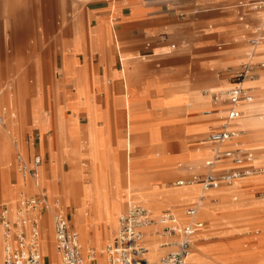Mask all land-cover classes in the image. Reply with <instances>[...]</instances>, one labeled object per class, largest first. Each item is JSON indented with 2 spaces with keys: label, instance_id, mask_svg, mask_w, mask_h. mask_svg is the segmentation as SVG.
<instances>
[{
  "label": "crops",
  "instance_id": "obj_1",
  "mask_svg": "<svg viewBox=\"0 0 264 264\" xmlns=\"http://www.w3.org/2000/svg\"><path fill=\"white\" fill-rule=\"evenodd\" d=\"M2 1L1 6L5 7L2 11L4 34H37L40 33V28L43 32L52 24L50 16L42 19L39 9L41 5L35 4L37 0H30L31 5L21 12L19 9L23 7L25 0ZM249 1L251 0L60 2L57 46L62 60V78L56 84L52 82L49 87L45 61L40 59L38 71L43 80L40 95L44 97L45 104L52 99L51 110L46 118L33 117L27 125L26 133L31 128L38 132L32 142L28 143L27 154H24L19 145L17 149L14 147V155L17 152L32 167L36 157H41L43 162L46 160L45 155H49L48 163L38 168V178L42 168L51 170L52 176H56L54 171L60 165L64 167V164H68L74 178L81 181L65 190L63 202L59 197L53 196L52 190L40 188L48 193L51 200L57 202L52 218L60 207L70 223L66 201L85 202L86 185L93 179L96 159L109 158L121 171L117 181L121 203L127 204L122 197L126 191L131 193L132 189L133 198L146 205L144 207L155 216L158 215L153 210L172 206L178 208V214L171 209L167 210L174 212L186 224L185 212L196 207L201 195H204L201 185L194 182L175 189H165L163 184L167 182V178L177 173L190 175L195 179L209 172L206 163L213 159L214 152L207 160L208 153L212 148L215 149L209 142L210 132L212 128L219 129L222 126L227 107L214 103L210 95H205L204 92H217L226 87L225 80L219 79V73L236 68L244 61L264 60V38L258 40L255 46L244 44L246 36L260 38L264 34V15L249 8ZM256 5L257 3L250 4L252 7ZM69 13L71 16H68ZM21 14L30 15L31 18H24ZM67 44L72 47L70 56L65 52ZM117 54L121 69L114 68ZM73 62L76 63L75 70L70 66ZM147 64H156L157 68L151 73V81L154 80L151 84L145 82L142 76L143 67ZM32 70L30 62L20 65L13 74L15 82ZM167 73H171L174 78L172 84H167L161 77ZM8 80V76H3L5 90L0 98L7 95L13 85ZM245 88L252 100L241 105V118L230 126L236 135L221 148L249 154L252 156L249 161L257 159L256 162H264V117L259 116L264 111V102H258L264 99V74H258L257 80L248 83ZM38 97L36 94L33 98L37 101ZM59 109H62L61 142L56 133ZM206 111H211L212 115L206 116ZM7 112L11 117L9 102H6V117L9 120ZM82 120H85L84 123ZM52 130L53 137L46 141L45 136ZM7 133L10 136L8 131ZM199 137L203 138L202 143L200 141V144L190 145V138ZM53 143L58 145L60 152V162L56 168L52 165L57 156ZM8 150L10 154L0 162V194L5 197V204L17 209L20 193L26 189L34 192V186L31 181L22 180L17 166V181L10 184L12 187L18 185V194L10 192L11 169L4 167L7 158L13 157L9 143ZM251 151L255 152V158ZM33 153L32 161L30 157ZM185 157L190 158V169L182 170V166H177L175 160ZM249 161L243 167L255 169L248 165ZM235 168L234 164L224 160L214 167V172L223 173ZM69 170L64 169L65 173ZM46 177L51 180V175ZM153 182H161V185L145 186ZM250 184H223L205 194V200L200 204V219L205 223L202 214L208 217L219 211L234 210L237 205L228 201L230 197L240 194L249 186L264 184V180ZM137 185L142 186L138 189ZM214 201L219 203L215 204ZM184 205H190L185 212L182 209ZM50 207L48 204L40 219L48 217L45 221L50 223L53 231L52 219L48 213ZM123 210L124 208L121 209ZM205 226L198 232L199 237L196 236L193 244L198 255L205 251L214 252L217 246L209 240L208 231H203ZM72 228L77 231L75 226ZM94 229L97 233L90 237V243L94 242L91 245L96 251L97 245L102 242L98 239L99 232H105L106 239H109L110 230L103 224L95 225ZM258 238L259 235L245 237V248L252 249L253 259L260 263L264 260V241L258 242ZM42 242L44 249L46 241L43 234ZM234 242V235L223 241L229 251L235 250ZM0 246V264H4L1 226ZM168 250L171 251L172 248ZM190 259L192 264H206L200 257L195 259L191 255Z\"/></svg>",
  "mask_w": 264,
  "mask_h": 264
},
{
  "label": "rangeland",
  "instance_id": "obj_2",
  "mask_svg": "<svg viewBox=\"0 0 264 264\" xmlns=\"http://www.w3.org/2000/svg\"><path fill=\"white\" fill-rule=\"evenodd\" d=\"M61 1H66L68 3L72 0H37L35 2V4L41 5L39 6V9L41 10L42 19H44L47 16H50L51 18L52 24L50 27H47L45 31L41 32L43 29L40 28L39 29L40 33H37V34H4L3 32L4 25L2 23L4 19V15H2V11L3 9H5V7L1 6L3 1L0 0V90H5L4 83H3V76L4 77L8 76L9 77L8 81H12L11 83L14 85V88H11L12 90L11 98L13 102L12 113L16 119L15 125L18 126L17 127L18 128L17 137L11 134H10L11 136H9L7 133L8 130H6L8 127L9 120L8 118H5V115H3L2 113L3 107L0 106V137L6 138V143L8 141L9 147L11 148L12 154H13V157H11V159L10 157L7 158V160L5 161L6 164L4 166L5 169L6 168L11 169V179L9 180V188H10V192L13 194L15 193L18 194V185L16 187H12V185L10 184L11 182L16 183L17 180L15 176L18 172V169H17V155L18 154L17 152H15V155H14V147L16 148V146L19 145L22 151L24 152V154L26 155L28 143L30 144L32 142V139L36 137L38 133L37 131H32V128L29 130V132L26 133L27 125L31 122L33 117L44 116V118H46L47 114L51 110L52 99L50 98V103L48 102V104H45L44 97L40 95V93L43 90V87H42L43 80L41 76L39 75L40 72L38 71V63L40 59L42 58L45 61L46 71L48 74V86L49 87H51L52 82L56 84L62 78V71H61L62 60H61V55L59 53V46H57V38L59 36V34L57 33V30L59 28V23H60L58 12H59V4ZM262 1L263 0H251L247 3V5H249V8L256 9V12L262 13L264 15V11L260 9V6L258 5L253 6V7L250 6V4H256V3L258 4L259 2H262ZM30 5H31V1L25 0L23 7H21L19 11L21 12V10L27 8ZM21 15H24L23 16L24 18L26 17L31 18L30 15H25V14H21ZM68 16H71V13H69ZM14 17H16V14ZM261 38L262 39L264 38V34H262L260 38L251 36V35L246 36L244 44L247 46H255L257 45V41L260 40ZM233 46H229V47H233ZM71 51H72V47L67 44L66 50H65L66 54L70 56ZM28 62H30V64L32 65L33 70L30 72H27L26 75H24L18 82H15V79L13 78V74H15L18 71L20 65H23L24 63L27 64ZM244 64L251 65L254 72L258 73L259 75H261L262 73L264 74V67H263L264 60L254 61V62L244 61L240 63L239 66H237L236 68L219 73L218 74L219 79L221 80L224 79L227 82L231 83L232 82L231 77L239 69H241V66H243ZM70 66L72 67L73 70L76 69L75 62L70 64ZM114 68L121 69V64L119 62L118 54L115 60ZM156 69H157L156 64H149V65L147 64L143 67L144 73H142V76H144L145 82H149L148 84H151L152 82H154V80L151 81V79L153 78L151 77L152 76L151 73L154 72ZM161 77H163V80H165L167 84H172L174 80L171 73H167ZM28 80L29 81L31 80V82H29ZM20 82L24 83L25 85L29 87H33L30 91L31 93L28 94L27 96H23L20 94L19 85H18V83ZM32 93L34 95L36 94L39 95L37 101L33 98L34 95ZM204 94L210 95L208 90H205ZM215 96H219V94L215 92L212 93L211 94L212 100H214ZM258 102L259 103L264 102V99ZM59 111L62 112V110H59ZM9 115H10L9 112H7V116ZM23 115L25 117H23ZM26 116H29V117L26 118ZM259 116L260 118H263L264 111L261 112ZM4 121H5V124H4ZM84 121L85 120H82L83 123ZM56 133H57V128H56ZM53 135H54V131L52 130L49 134L45 136L46 141H48L49 138L53 137ZM202 139H203L202 137L190 138V145L198 144ZM6 143H5V147H3L4 149L0 147V162L2 158H6L10 154V151L8 150V143L7 144ZM200 143H202V141ZM53 149L55 153L57 154V156L53 160L52 165L53 167L56 168L60 162L59 155H58L60 153L59 147L56 143L55 144L53 143ZM211 150L212 151L208 153L207 160L211 158L214 152V148H212ZM251 152L254 154V158H255V152L253 151ZM199 155H202V153H200ZM33 156H34V153L31 154L30 160L33 158ZM45 156H46L45 157L46 160H44L40 166H43L46 163H48L49 155L46 154ZM256 160L248 162V165L254 166L255 169H253V174L250 177L248 176L247 178H244L243 180L239 181L240 184L248 186V185H251L250 183H256L258 181L264 180V162H259V161L256 162ZM190 162H191L190 158L188 157L182 158L180 160H175V163L177 164V166L178 165L182 166V170L190 169ZM28 166L32 167L31 165H29V163H28ZM64 169L69 170L68 164H64V167L63 165H60L58 170L54 171V174L56 176H52V171L46 170V168H44L43 175L42 176L39 175V178H38V183L40 187H47L49 190H52L53 196L59 197L62 200V202H63L62 198L64 196L65 190L67 188L72 187L71 182L73 183L81 182V181H77L74 178V176L71 174V170H72L71 168L68 173H65ZM93 169H94L93 177H92L93 179L90 184H94L96 188L99 185L102 186L101 190H97L98 194L100 193L102 195H105L106 196L105 199L108 201L111 196V192L108 188L109 184H112L115 187V196H116L115 201L117 203V210L111 216H109V219H108L109 224H111L109 238H112L113 234L116 235V233H114V230L116 229V225L118 223L119 217L124 212L126 213L131 205L132 206L136 204L143 205V206H146V205L139 203L140 201H138V199L133 198L132 196L133 191L131 193L129 191H126L124 193V196L122 197V199L125 203H127L126 205H124L123 203H121V201H119V198H118L119 188L117 187V181H118L121 171L116 166V163L113 160L109 158H105V159L97 158L93 165ZM48 175H51V180L48 177H46ZM86 179H88V176H86ZM184 179L189 180L191 183V182H197L199 177L192 179L190 175L183 176L177 173L167 178V182L163 184V186L165 189L179 188L178 186H176V182L179 180H184ZM0 183H2L1 163H0ZM151 185L160 186L161 182H153V183L146 184L145 186H151ZM141 186L137 185L136 188L139 189ZM40 191L41 190L38 189L36 193L29 194V195L26 194L23 197H20V199L24 197L34 196ZM243 192L237 195H233V197H230V199L228 200L233 205H237V207L234 210L229 211V212L219 211L216 215H208V217L207 215L202 214V218L203 220H205V225H206L203 231L207 230L209 240L217 245L214 252L205 251V252L200 253L199 255L200 259H202L206 264H264V260L259 263V261H255L253 259L252 249L245 248V241H246L245 237L252 238L255 235H259V238L257 241L258 242L264 241V184L249 186ZM91 197L95 198L94 195H92ZM90 201H94V199H90ZM74 202L75 201L72 202L70 200L66 201V205H67L66 211L70 215V223L72 227H74L73 221H71L72 214L74 211ZM5 203H7L5 202V197H3L1 193L0 194V205L5 204ZM214 203L218 204L219 202L214 201ZM18 206H19V201L17 203V209H18ZM189 206L190 205H184L182 207L183 211L185 212V210ZM122 208H124L123 211H121ZM167 209H171L175 213L178 212V208H175L172 206H167V207L162 208L161 210H153V211L156 212L157 215H159L162 211H165ZM1 210H2V206H0V213H1ZM51 219H52V216H51ZM1 228H3L2 225H1ZM79 235H80V243H81V234L79 233ZM230 235H234L235 237V242H234L235 250L234 251L227 250L226 247L224 246L225 244L223 243L225 238ZM157 240H158L157 241L158 244L160 245L161 239L158 236H157ZM93 243L94 242L91 241L92 245ZM108 244L109 243H106L103 248L105 249ZM90 249H93V248H90ZM84 250H88V248L83 249V251ZM168 251L169 250H166V254ZM194 252L195 250L193 249L192 251L193 258L195 254ZM43 256L45 258V262L46 260H49L50 258L49 255L45 254L44 252H43Z\"/></svg>",
  "mask_w": 264,
  "mask_h": 264
},
{
  "label": "built area",
  "instance_id": "obj_3",
  "mask_svg": "<svg viewBox=\"0 0 264 264\" xmlns=\"http://www.w3.org/2000/svg\"><path fill=\"white\" fill-rule=\"evenodd\" d=\"M260 9L264 10V0ZM256 76L252 66L245 64L231 77L232 87L225 97H214V102H221L227 108L222 126L210 132L209 142L215 147L214 157L206 163L209 172L200 176L197 181L204 192L216 190L223 184L231 185L235 180L253 174V170L243 167V163L252 158L251 155L242 154L239 150H223L221 146L235 137V132L230 129L231 123L241 118V105L252 100L243 83ZM224 160L231 162L236 168L223 173L214 172V167ZM17 163L22 173L37 183L41 157L34 159L33 167L28 166L21 155L17 156ZM189 183L190 181L180 180L176 182V186L182 187ZM204 198L201 195L197 206L185 212L186 224L171 210L155 216L142 205L131 206L119 218L118 232L105 248L103 264H192L188 256L198 232L205 226L199 217L200 204ZM47 208V195L43 191L19 200L15 220L9 217L7 206L2 208L0 222L3 226L4 264H46L42 253V226L38 214L42 215ZM52 224L54 246L60 257V264H100L94 249H88L84 253L79 234L70 225L64 210L57 208ZM151 226L157 227L154 232L161 238V247L172 248L156 262H149L147 258L150 250L146 239Z\"/></svg>",
  "mask_w": 264,
  "mask_h": 264
},
{
  "label": "bare ground",
  "instance_id": "obj_4",
  "mask_svg": "<svg viewBox=\"0 0 264 264\" xmlns=\"http://www.w3.org/2000/svg\"><path fill=\"white\" fill-rule=\"evenodd\" d=\"M257 5L260 6L261 5V2H259ZM256 74H257V76L254 77L253 79H247V80H245V82L243 83V86L246 87V85L248 83L256 81L257 78H258V73H256ZM31 80L30 81L28 80V81L31 82ZM18 85H19L20 94L23 95V96H27L28 94H30L31 93L30 92L31 89L33 88V87H29V86L25 85L22 82L18 83ZM224 86H226V87L223 90H220V91L215 92V93H218L221 98H224L225 97L226 92L231 88V83H229V82H227L225 80V85ZM11 88H14V85H12L10 87V90L7 91V95L5 94V95H3L0 98V102H1L0 103V106L3 107L2 113H3V115H5V118H7L6 117V102L7 103L8 102L10 103L11 117H10L9 122H8L7 130H8V132L11 135H15L17 137V134H18V128L17 127L18 126L15 125L16 124V119H15L13 113H12V111H13V102H12V98L10 97L11 96V93H12ZM3 91L4 90H0V94ZM212 93H214V92H212ZM212 93H210V97H211V94ZM9 94H10V96H9ZM213 102H214V100H213ZM214 103L220 104L222 106H225L221 102H214ZM59 110H62V109H59ZM59 110H58L59 124L57 126V134H59V138H60V140H62V138H63V132H62V128H61V123H62V116L61 115H62V112H60ZM205 115L206 116H210V115H212V112L211 111H206L205 112ZM29 116H26V118H28ZM23 117H25V116L23 115ZM4 124H5V121H4ZM214 129L215 128H212L211 131H213ZM5 143H6V138L5 137H0V147L2 149H4L3 147H5ZM17 147L18 146H16V149H17ZM130 156H131V154H130ZM244 164H245V162L243 163V165ZM43 169L44 168H42L41 171H40V176L43 175V172H44ZM20 172H21L22 180L24 182L31 181L33 183L34 192L32 190H29L28 191L26 189V190H24V191H22L20 193L19 199H20V197H23L26 194L27 195L34 194V193L37 192L38 189L42 188V187H40V185L38 183V178H37V183H36V181L34 179H32L31 177H29L27 174L22 173L21 170H20ZM244 178H247V177H244ZM244 178H240L238 180H235L231 185L235 184L236 182H239V181L243 180ZM78 183L77 182L76 183L71 182V186H75ZM191 183H194V182H191ZM101 187L102 186L99 185L96 188L94 184H90V183L87 184L86 185V201L83 202V203L82 202H78V201H75L74 202V211H73V214H72V220L71 221H73V224H74L75 228L81 234V246H82L83 249H86V248L90 249V248H92V245L90 243V237L92 235H94L95 233H97V231H95V229H94V226L95 225L96 226H100V225L103 224V225H106L109 228V230L111 229V224H109L108 219H109V216H111L117 210V203L115 201V197H116L115 196V187L112 184H109V187L108 188H109V190L111 192V196H110V199L108 201L105 199V197H106L105 195H102L100 193L99 194L97 193V190H101L102 189ZM95 190H96V192H95ZM130 191L132 192L133 190L131 189ZM210 191H213V190H209V191H206V192L203 191L204 196H205V194L209 193ZM45 194L48 197L47 203L49 204V207L51 206L50 207L51 209L48 211V213L50 214V216H52L53 209L57 205V202L51 200V198L49 197V195H48V193L46 191H45ZM92 195H94L95 198L94 197L92 198L91 197ZM90 199H94V201H90ZM204 200H205V198H204ZM4 205H6L8 207V209H9V217L12 220H15L16 219V216H17V209L13 208L12 205H10V204H3L1 206H4ZM38 216H39V219H40V216L41 215L38 214ZM47 218L48 217L40 219L41 226H42V234L45 237V241H46V246H45L44 249H43V242H42V251L45 254H48L49 257H50L49 260H46L45 263L46 264H54V263L55 264H59V263H61V260H60V257L58 256V254H57V252L55 250V246H54V236H53L52 227H51L50 223L47 224L46 223L47 221H45V220H47ZM0 226H1V224H0ZM1 229H2V247H3V256H4L3 228H1ZM118 229H119V219H118V223H117L116 229L114 230V233L117 234ZM156 229H157V227H155V226H151L150 228H148V234H147V236H151V237H147V239H146L147 244H148V248L150 250L149 253L147 254V256H148L147 258H148L149 262H156L161 256H163V255L165 256L166 250H168V248L167 249H163L161 247V245L158 244V242H157L158 241L157 240V235L154 232ZM106 236L107 235H106L105 232H102V233H101V231L99 232L98 239L100 241L102 240V242L99 241L100 243L97 245V248H96V251L95 252L97 253V259H98V261H99L100 264L105 263V255H104L105 249L103 248L104 245L106 243H111L114 240V238H115L116 235L113 234L112 235V238H109V239H106L107 238ZM79 239H80V235H79ZM192 250H193V248H192ZM192 250L190 251V254L188 256V260L189 261L191 260L190 258H191V255H192ZM85 251L86 250H84V252ZM194 253H195L194 254V258L197 259L199 257V255L196 252H194Z\"/></svg>",
  "mask_w": 264,
  "mask_h": 264
}]
</instances>
